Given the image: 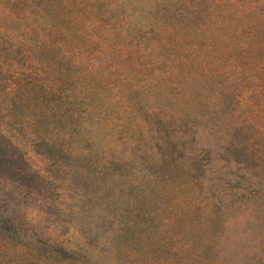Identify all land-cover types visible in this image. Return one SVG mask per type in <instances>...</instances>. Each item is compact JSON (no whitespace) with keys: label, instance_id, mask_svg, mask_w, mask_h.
Masks as SVG:
<instances>
[{"label":"rangeland","instance_id":"obj_1","mask_svg":"<svg viewBox=\"0 0 264 264\" xmlns=\"http://www.w3.org/2000/svg\"><path fill=\"white\" fill-rule=\"evenodd\" d=\"M0 145V264H264V0H0Z\"/></svg>","mask_w":264,"mask_h":264},{"label":"trees","instance_id":"obj_2","mask_svg":"<svg viewBox=\"0 0 264 264\" xmlns=\"http://www.w3.org/2000/svg\"><path fill=\"white\" fill-rule=\"evenodd\" d=\"M5 152H6V150H5V148L4 147H2L1 145H0V173H2L3 171H5V162H4V155H5ZM1 218H0V224H3V225H5L6 224V222H7V219L6 218H3V216H0Z\"/></svg>","mask_w":264,"mask_h":264}]
</instances>
